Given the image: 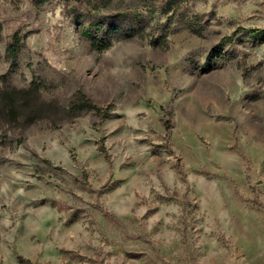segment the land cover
<instances>
[{
    "label": "rangeland",
    "instance_id": "rangeland-1",
    "mask_svg": "<svg viewBox=\"0 0 264 264\" xmlns=\"http://www.w3.org/2000/svg\"><path fill=\"white\" fill-rule=\"evenodd\" d=\"M0 264H264V0H0Z\"/></svg>",
    "mask_w": 264,
    "mask_h": 264
},
{
    "label": "trees",
    "instance_id": "trees-1",
    "mask_svg": "<svg viewBox=\"0 0 264 264\" xmlns=\"http://www.w3.org/2000/svg\"><path fill=\"white\" fill-rule=\"evenodd\" d=\"M42 3V2H41ZM255 31V30H254ZM237 33H234L230 37L224 38V41L232 40ZM23 47L22 39L19 33H16L13 37V41L8 44L6 48V57L15 61L20 54ZM113 105L106 104L104 106L97 105L94 101L86 96L80 94L76 100L70 103L69 107L64 111L70 115H80L83 111H94L99 118V121L108 119L111 116ZM21 262H25L24 258L20 257Z\"/></svg>",
    "mask_w": 264,
    "mask_h": 264
}]
</instances>
